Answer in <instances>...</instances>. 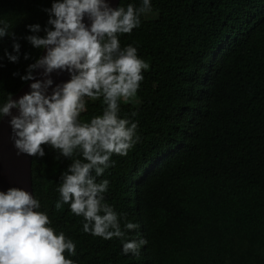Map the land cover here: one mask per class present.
<instances>
[{
  "label": "trees",
  "instance_id": "16d2710c",
  "mask_svg": "<svg viewBox=\"0 0 264 264\" xmlns=\"http://www.w3.org/2000/svg\"><path fill=\"white\" fill-rule=\"evenodd\" d=\"M52 2L0 0V19L14 34L0 39V103L28 82L20 76L43 49L24 39L32 34L27 26L39 24L43 36ZM129 3L141 6L118 5ZM151 5L155 19L118 34L121 47L132 44L149 64L138 106L118 101L120 117L137 123L139 140L126 155L113 154L96 178L109 181L104 200L122 230L126 221L139 225L123 239L147 244L137 256L123 255L120 238L84 233L83 217L68 204L57 207L61 174L82 157L59 156L47 144L31 164L39 211L75 243V255L64 253L74 264H264V0ZM14 40L20 58L12 63L4 53H12ZM85 99L81 122L105 107L103 97Z\"/></svg>",
  "mask_w": 264,
  "mask_h": 264
},
{
  "label": "clouds",
  "instance_id": "9594fccd",
  "mask_svg": "<svg viewBox=\"0 0 264 264\" xmlns=\"http://www.w3.org/2000/svg\"><path fill=\"white\" fill-rule=\"evenodd\" d=\"M44 11L49 17L44 35H37L39 24H31L27 27L32 34L24 37L33 48L46 50L20 76L21 81L35 82L16 100L7 94L0 103V119L11 117L19 153L43 157L41 145L47 144L59 150V156H81L61 174L57 207L68 204L73 214L83 217L84 233L105 240L120 238L122 254L137 256L147 240L123 239L126 231L139 225L126 221L122 230L117 212L104 200L109 181L96 178L110 167L113 154L126 155L139 140L137 123L120 117L118 101L135 97L144 79L142 70L147 71L149 64L138 57L132 44L121 47L118 34L139 26L141 15L152 11L151 0H141L140 7L129 3L115 8L107 0H53ZM85 17L90 21L87 26ZM9 29V22L0 19V39L14 36ZM4 55L17 62L20 44L14 40L12 53L5 50ZM23 58L27 60L28 54ZM37 69L43 70L44 79H35ZM56 70L67 71L70 79L51 87L50 74ZM86 97H103L105 107L90 121L81 122ZM12 109L18 114L12 115ZM40 207V201L23 189L0 191V264H74L64 253L75 255V243L50 226L47 212L39 211Z\"/></svg>",
  "mask_w": 264,
  "mask_h": 264
},
{
  "label": "water",
  "instance_id": "95a60500",
  "mask_svg": "<svg viewBox=\"0 0 264 264\" xmlns=\"http://www.w3.org/2000/svg\"><path fill=\"white\" fill-rule=\"evenodd\" d=\"M120 0H107L109 5L113 8L117 7ZM85 25L87 26L90 21L87 17L84 18ZM46 54V50H42L40 57ZM42 69L33 71L35 79H44L41 75ZM50 78L53 80V85L61 84L70 79L67 71L56 70L50 74ZM35 82L28 81L15 95L12 96L13 100L22 97L29 92V85ZM49 88V93L51 92ZM12 115H17L18 110H10ZM10 116H5L0 119V191H7L9 188L23 189L33 194L32 189V177H31V164L32 156L24 153H19L14 147L12 139L13 133L9 124Z\"/></svg>",
  "mask_w": 264,
  "mask_h": 264
},
{
  "label": "rangeland",
  "instance_id": "374dc122",
  "mask_svg": "<svg viewBox=\"0 0 264 264\" xmlns=\"http://www.w3.org/2000/svg\"><path fill=\"white\" fill-rule=\"evenodd\" d=\"M156 17H157V13L149 12V13H145V14L141 15L140 19L149 20V19H155ZM121 101L124 104H129V105H132L134 107L138 106V100L136 99V97L130 98L128 101H124L123 99H121Z\"/></svg>",
  "mask_w": 264,
  "mask_h": 264
}]
</instances>
